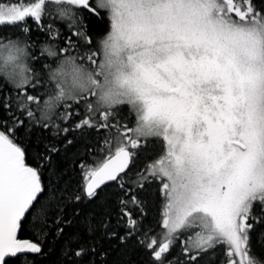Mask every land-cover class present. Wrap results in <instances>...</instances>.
<instances>
[{
    "label": "snow or ice",
    "instance_id": "1",
    "mask_svg": "<svg viewBox=\"0 0 264 264\" xmlns=\"http://www.w3.org/2000/svg\"><path fill=\"white\" fill-rule=\"evenodd\" d=\"M0 264H264V0H0Z\"/></svg>",
    "mask_w": 264,
    "mask_h": 264
}]
</instances>
